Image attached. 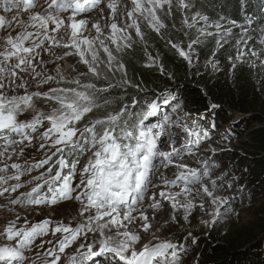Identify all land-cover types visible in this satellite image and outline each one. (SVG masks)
<instances>
[{"label": "snow or ice", "instance_id": "obj_1", "mask_svg": "<svg viewBox=\"0 0 264 264\" xmlns=\"http://www.w3.org/2000/svg\"><path fill=\"white\" fill-rule=\"evenodd\" d=\"M239 3L243 23L211 19L198 0H0V208L14 217L0 227V264H185L199 238L187 227L182 236L164 233L190 224L197 209L210 216L200 221L209 228L235 213L236 196L223 193L236 178L214 164L224 149L201 125L206 117L193 119L177 102L182 115L152 123L170 93L111 97L143 91L123 60L135 45L144 46L146 67L157 64L142 22L197 71L194 46L213 37V70L227 45L233 71L246 65L264 73V0L260 15L248 13L251 0ZM174 10L186 47L166 35ZM170 167L173 179L163 172ZM64 201L79 205L68 222L21 215L55 212ZM164 208L170 224L157 219Z\"/></svg>", "mask_w": 264, "mask_h": 264}, {"label": "trees", "instance_id": "obj_2", "mask_svg": "<svg viewBox=\"0 0 264 264\" xmlns=\"http://www.w3.org/2000/svg\"><path fill=\"white\" fill-rule=\"evenodd\" d=\"M198 2L203 5V10L212 19L226 15L237 20L238 23H243L239 0H198ZM257 3L258 0H251L247 10L249 14L256 12L260 15L256 7ZM173 19L176 28L172 27ZM261 19L263 20L264 17ZM166 23H168L166 35L172 37L174 42L183 41L186 47L188 38L183 36L182 31H176L181 27L180 17L174 12V17L169 18ZM233 31L237 34L239 29L235 28ZM144 33L148 51L152 55L159 54L156 67L153 69L145 66L148 58L144 53V46L135 45L134 49H130L129 54L123 57V60L127 75L130 76L128 79L133 84H139L143 91L135 90L120 94L122 91L117 89L112 97L115 99L118 96H124L126 102H130L127 97L133 96L140 100L151 101L155 95L171 93L172 89H177L180 96L176 99L181 103L185 101L186 111L190 110L191 113H200V116L206 117L200 121L204 125L209 123L210 118H212L211 123L214 122L216 127H221L232 121L238 114L247 116L242 119L239 117L238 121V124L242 123L243 128L248 126L244 132L246 134L249 131V134L245 154L237 155L236 182L243 185L244 190L250 188L248 194L240 197L241 200H255L258 194L264 199V87H262L264 73L258 69H250L246 65H238L233 71L227 63V57L231 55L230 51L225 53L220 51L216 54L215 59L222 63L224 70L221 73H213L207 62L212 58L215 42L213 37H209L194 46L195 60L201 64L199 67L203 68L207 64L204 73L202 75L198 73V78H195V74L194 76L187 74L192 66L188 65L175 50L167 46L165 39L154 31L146 30ZM222 52L223 56L219 54ZM161 65L164 69L163 73L160 71ZM170 95L168 96L170 104H162L161 109L174 107ZM211 103H216L219 107L211 110L209 108ZM236 131L241 129L232 127L231 136ZM233 155L222 153L220 161L230 159ZM236 203H238L237 200L234 201V204ZM257 212L253 220L246 224H237L231 229H226L225 232L213 234L209 239L200 238L198 242L203 250L201 256L204 259L203 264H264V202ZM182 225L170 227L164 234L182 236V233L177 231L183 227Z\"/></svg>", "mask_w": 264, "mask_h": 264}, {"label": "rangeland", "instance_id": "obj_3", "mask_svg": "<svg viewBox=\"0 0 264 264\" xmlns=\"http://www.w3.org/2000/svg\"><path fill=\"white\" fill-rule=\"evenodd\" d=\"M174 12H175V10H174ZM141 27H142V30L144 32L146 30L152 31L143 22L141 24ZM213 40L215 42L214 38H213ZM225 49H221L220 51H223L224 53L227 51H230L231 55H234V49L233 48L226 45ZM223 52L219 53V54H221V56H223V54H224ZM153 56H156V55L154 54ZM67 63L71 64V63H74V61L71 58H69ZM194 63L198 65V71L199 72L197 71L196 68L191 67L188 70L187 74L190 76H194V74H195L196 76H194V77L198 78V73L200 75H202L204 73V68L206 67L207 64L204 65L202 68V67H199L201 64L198 63L197 60L194 59ZM227 63H229V62H227ZM155 67H156V65L152 66L151 68L154 69ZM210 67H211V65H210ZM80 70H84L83 66H81ZM222 70H224L222 63L219 64L218 69H216V70L212 69L213 73H221ZM126 71H127V69H126ZM68 72H69V74H71L70 69L68 70ZM127 76H128V78H130L129 75H127ZM135 90L139 91L136 88L129 87L126 93H129V92H132ZM172 90L173 91L170 93L171 94L170 97L172 99L171 103L174 105V107L165 109L164 114L171 116V117H173V119H175L178 115H182V112H178L176 109V104H177V102H179L178 99H176V98L179 97L180 94L178 93L177 89L176 90L172 89ZM115 92H117V91H115ZM115 92H113V93H115ZM123 93L124 92H121L120 94H123ZM142 93H144V92H142ZM112 96H113V94H112ZM111 98L114 99L113 97H111ZM179 103L184 106L183 110L186 111L185 110V101H183L182 103L181 102H179ZM98 115H99V113H98ZM161 115H162V113H161ZM199 116H200V113H198V114L192 113L193 119H195ZM158 119H159L158 117L152 118L151 122L155 123ZM239 119H240L239 117H235L233 119V121L230 122L229 124L228 123L223 124L221 127H216V129H214V130L209 128V125L212 122V118L209 119V123L207 125H204V124H202L203 122H201V125L205 129H207L209 131L210 135L212 136V140L214 141L213 146L220 145L224 149L223 151H220L218 149L217 155L213 158L215 166H217L218 168H222L226 172H230V178L235 177L236 180H237V164H238L237 155L241 156V155L245 154L244 150L248 144V134H249V131L246 134L244 132L245 129L248 128V126H246V127L244 126L245 128H243L242 123L238 124ZM232 127H235L236 129H241V131H236L234 135L230 136L229 131ZM225 137H226V139H224ZM180 143H183V141H180ZM176 146L179 147V144H177ZM165 150H167V148H165ZM222 153H228V154L232 153L234 155L230 159H225V161H223V160L220 161V154H222ZM206 158L207 157H201V159H206ZM222 158H224V156ZM188 162L193 167L199 166L198 161L196 159H193V160L188 161ZM163 172H164V175L168 179L174 178V172H175L174 168L170 167L169 169L163 170ZM165 190H167V189H165ZM157 191H159V189ZM173 191H178V189H173ZM249 191H250V188L244 190L243 185H240L239 183L235 182V185L232 189H230L228 192L223 193L224 195L231 194V195L236 196V200L238 203L234 204V208H235L234 214H232L229 218L225 219L224 221L217 223L214 227L209 228L205 225H202L200 223V221L202 218L210 219V216H205L203 212H201L199 209H197L193 212V215L190 217V224L185 225L181 221L175 225V226H177V225L183 224L182 225L183 227H181L177 230L178 233H180V234L182 233V235L185 234V228L187 227V229L192 231L193 234L196 235L199 239L200 238L209 239V238H211V236L213 234L217 235V234H219V232H225L226 229H231L234 226H236L237 224L241 225V224H246V223L252 221L254 214L258 213L257 211L261 207V204L264 202V199L261 198V195L258 194L255 196V200H250V199L248 201L241 200L240 197H242L245 194H248ZM5 203H6V201L3 198H0V204H5ZM73 203L74 204H72V203H60L58 206L54 205V207H52V208L56 209L55 212H52L48 208H41L38 212L33 213L31 211V209H28V210H26V212L21 211V215L23 216V215L27 214L28 218L32 222H39L41 219L45 218V216H47V215H50L52 218L59 217V218L65 219V222H68L69 220L72 219L73 215H76L78 213V209H79L78 202H73ZM170 211H171L170 208H164V209L160 210L159 214L157 215V219L161 223H169L170 224L171 223L169 220ZM209 211H211V209H209ZM12 218H14L12 213L8 212V210L5 208H0V227H2L5 224L6 220L12 219ZM175 226H172V227H175ZM164 235H166V234H164ZM146 241H147V237H145V242ZM202 253H203V250H202L199 242H198V244L192 245L189 248V255L185 257V264H196L197 261H199V264H203L204 259H202V257H201Z\"/></svg>", "mask_w": 264, "mask_h": 264}, {"label": "clouds", "instance_id": "obj_4", "mask_svg": "<svg viewBox=\"0 0 264 264\" xmlns=\"http://www.w3.org/2000/svg\"><path fill=\"white\" fill-rule=\"evenodd\" d=\"M236 117H241V119L242 118H244V117H247V116H242L241 114H238ZM233 121V120H232ZM232 121H230V122H232ZM230 122H228V124L230 123ZM235 122V121H234ZM239 123V122H238ZM232 129V128H231ZM231 129H230V131H229V134H230V136H231ZM181 242H182V240H181Z\"/></svg>", "mask_w": 264, "mask_h": 264}, {"label": "bare ground", "instance_id": "obj_5", "mask_svg": "<svg viewBox=\"0 0 264 264\" xmlns=\"http://www.w3.org/2000/svg\"><path fill=\"white\" fill-rule=\"evenodd\" d=\"M134 95V94H133ZM54 207V206H53Z\"/></svg>", "mask_w": 264, "mask_h": 264}]
</instances>
